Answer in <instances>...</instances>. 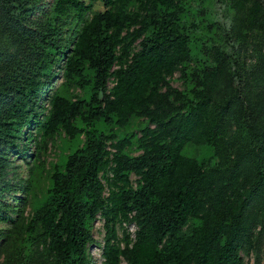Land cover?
I'll list each match as a JSON object with an SVG mask.
<instances>
[{
    "label": "trees",
    "instance_id": "trees-1",
    "mask_svg": "<svg viewBox=\"0 0 264 264\" xmlns=\"http://www.w3.org/2000/svg\"><path fill=\"white\" fill-rule=\"evenodd\" d=\"M58 63L0 264H88L97 215L104 264L259 257L264 0H0V195ZM57 136L46 169L39 143Z\"/></svg>",
    "mask_w": 264,
    "mask_h": 264
},
{
    "label": "rangeland",
    "instance_id": "rangeland-1",
    "mask_svg": "<svg viewBox=\"0 0 264 264\" xmlns=\"http://www.w3.org/2000/svg\"><path fill=\"white\" fill-rule=\"evenodd\" d=\"M50 0H40L41 6L47 7V3ZM94 8L97 9L98 6L94 5ZM178 72H174L169 77V83L174 87H181L180 80L178 79ZM61 81V63H58V66L55 69V76L52 81L48 84V87L45 89L44 93L40 98V108L38 109V116L36 119H32L30 124L22 129L23 134L20 135V139L15 140L16 145L19 149H24V156L20 158L18 152L15 149L11 148L7 152V159L9 161L8 166L4 170L3 179L8 184V188L4 190L0 195V201L4 202L7 206L1 211H4L10 217H15L18 213L22 212L23 215H27L29 211L28 206H21V201L24 196V192L21 189V186L24 185V181L27 178V169L30 166L29 163L32 160V154L34 153L35 146L38 147V134H37V125L38 121L42 119V115L46 113L48 109V97L51 94L52 90L59 85ZM110 85V82L108 83ZM73 92L78 93V90ZM39 161L43 163V166L48 169L49 165L57 161L62 152L67 151L62 145V136L55 137L52 140L47 139L44 144L39 143ZM18 149V150H19ZM23 149L21 150L23 152ZM20 151V150H19ZM136 153V151H134ZM20 154V152H19ZM26 155V156H25ZM30 155V158L27 156ZM131 184L134 185L133 179L134 176H130ZM105 193V192H104ZM2 215L0 214V217ZM7 225V222L0 220V229H3ZM124 227L129 231L130 236H132L135 226L133 223L125 224ZM121 227H117L118 237L120 236ZM103 229H102V220L97 215L96 219L92 223L91 233L93 241L88 245L89 252V263L88 264H104L103 258L101 257V245L103 240ZM259 257L256 258L253 252L245 254L240 252L242 259V264H264V242L261 243L259 248ZM124 264V262H121Z\"/></svg>",
    "mask_w": 264,
    "mask_h": 264
},
{
    "label": "water",
    "instance_id": "water-1",
    "mask_svg": "<svg viewBox=\"0 0 264 264\" xmlns=\"http://www.w3.org/2000/svg\"><path fill=\"white\" fill-rule=\"evenodd\" d=\"M98 96L101 97V92L100 91L98 92Z\"/></svg>",
    "mask_w": 264,
    "mask_h": 264
},
{
    "label": "built area",
    "instance_id": "built-area-1",
    "mask_svg": "<svg viewBox=\"0 0 264 264\" xmlns=\"http://www.w3.org/2000/svg\"><path fill=\"white\" fill-rule=\"evenodd\" d=\"M107 149H108L109 151H112V149H111V148H109V147H107Z\"/></svg>",
    "mask_w": 264,
    "mask_h": 264
}]
</instances>
